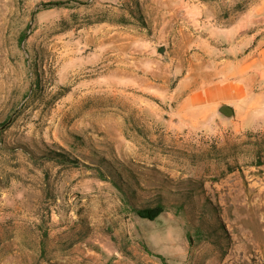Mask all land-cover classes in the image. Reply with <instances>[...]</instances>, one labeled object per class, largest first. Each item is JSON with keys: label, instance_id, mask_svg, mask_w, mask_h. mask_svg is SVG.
<instances>
[{"label": "rangeland", "instance_id": "1", "mask_svg": "<svg viewBox=\"0 0 264 264\" xmlns=\"http://www.w3.org/2000/svg\"><path fill=\"white\" fill-rule=\"evenodd\" d=\"M258 1L0 0V264H264V120L179 106Z\"/></svg>", "mask_w": 264, "mask_h": 264}, {"label": "crops", "instance_id": "2", "mask_svg": "<svg viewBox=\"0 0 264 264\" xmlns=\"http://www.w3.org/2000/svg\"><path fill=\"white\" fill-rule=\"evenodd\" d=\"M255 10L247 13L255 16V29H226L224 48L217 49V57L207 67L210 77L182 94L179 106L184 116L218 115L220 106H228L232 117L222 119L218 115L220 121L248 128L255 120H264V0L257 2ZM188 82L184 76L181 84L185 88Z\"/></svg>", "mask_w": 264, "mask_h": 264}, {"label": "trees", "instance_id": "3", "mask_svg": "<svg viewBox=\"0 0 264 264\" xmlns=\"http://www.w3.org/2000/svg\"><path fill=\"white\" fill-rule=\"evenodd\" d=\"M53 155H56L62 159L65 158L61 154L55 153ZM132 211L141 219L153 221L160 215V213L164 211V206L158 202L152 206L133 207Z\"/></svg>", "mask_w": 264, "mask_h": 264}, {"label": "water", "instance_id": "4", "mask_svg": "<svg viewBox=\"0 0 264 264\" xmlns=\"http://www.w3.org/2000/svg\"><path fill=\"white\" fill-rule=\"evenodd\" d=\"M217 113L222 119H229L232 117V110L228 106H220Z\"/></svg>", "mask_w": 264, "mask_h": 264}, {"label": "bare ground", "instance_id": "5", "mask_svg": "<svg viewBox=\"0 0 264 264\" xmlns=\"http://www.w3.org/2000/svg\"><path fill=\"white\" fill-rule=\"evenodd\" d=\"M218 94V93H217Z\"/></svg>", "mask_w": 264, "mask_h": 264}]
</instances>
